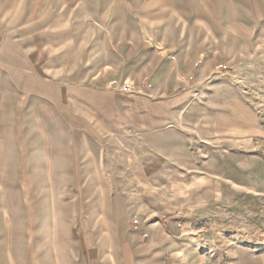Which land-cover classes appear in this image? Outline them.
<instances>
[{"label": "rangeland", "instance_id": "374dc122", "mask_svg": "<svg viewBox=\"0 0 264 264\" xmlns=\"http://www.w3.org/2000/svg\"><path fill=\"white\" fill-rule=\"evenodd\" d=\"M0 35V264L260 263L264 0H25Z\"/></svg>", "mask_w": 264, "mask_h": 264}, {"label": "crops", "instance_id": "0c3cea01", "mask_svg": "<svg viewBox=\"0 0 264 264\" xmlns=\"http://www.w3.org/2000/svg\"><path fill=\"white\" fill-rule=\"evenodd\" d=\"M25 0H0V26L8 23L12 13L18 9H20L21 4L24 3ZM39 1V0H34ZM83 8V5H82ZM36 25V24H35ZM1 37V35H0ZM3 37L1 38V40ZM163 225L161 222H156L151 227V242L156 244L159 239H161V230ZM259 264H264V258L259 261Z\"/></svg>", "mask_w": 264, "mask_h": 264}, {"label": "built area", "instance_id": "2783aa9c", "mask_svg": "<svg viewBox=\"0 0 264 264\" xmlns=\"http://www.w3.org/2000/svg\"><path fill=\"white\" fill-rule=\"evenodd\" d=\"M108 86L111 87V88H114V87H118V88H121V89H124V90H130L131 89V84L129 83H119L117 82L115 79L111 80L108 82ZM140 221L138 219H134L132 221V226L135 227V228H139L140 227Z\"/></svg>", "mask_w": 264, "mask_h": 264}]
</instances>
